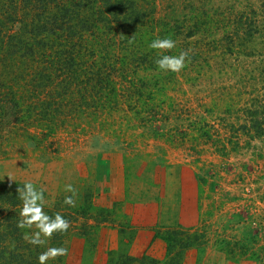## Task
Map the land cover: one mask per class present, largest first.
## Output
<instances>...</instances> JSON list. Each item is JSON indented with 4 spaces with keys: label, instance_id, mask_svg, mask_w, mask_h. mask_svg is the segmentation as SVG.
Here are the masks:
<instances>
[{
    "label": "trees",
    "instance_id": "trees-1",
    "mask_svg": "<svg viewBox=\"0 0 264 264\" xmlns=\"http://www.w3.org/2000/svg\"><path fill=\"white\" fill-rule=\"evenodd\" d=\"M164 4L165 0H0V140L23 141L37 148L48 142L44 150L49 157L54 152L50 139L61 129L80 137L101 131L112 136L135 123L136 128L158 137L173 135V143L178 135L176 143L184 144L186 132L175 124L182 121V104L171 95L177 91L186 95L179 90L182 82L225 81L226 76L233 81L232 89L230 84L226 91L235 95L223 116H233L235 123L222 116L214 119L222 130L229 128L230 135L223 138L212 131L215 123L207 120L213 118L212 108L204 116L184 119L195 133L188 137L189 149L199 155L201 144H211L220 157L227 158L248 150L256 141L264 142V92L263 96L259 93L264 91V61L260 66L251 61L255 56L252 41L260 32L257 11L245 5L240 10L223 6L210 12L203 5L197 22L184 23L177 10L169 16ZM183 10L196 13L191 5ZM157 38L176 42L174 49L165 51L167 55L188 52L180 72L159 69L158 51L164 50L149 47ZM156 122L158 131L150 126ZM161 128L165 129L162 134ZM2 151L0 145V155ZM22 186L0 182V264H39V256L48 249H66L71 235L89 239L99 225L89 229L83 219L90 217L96 224L115 222L111 211L91 214L88 194L81 207L66 204L63 209L44 210L52 218L60 214L69 228L34 245L30 243L33 237L26 235L30 228L18 226L23 206L18 189ZM200 238L179 228L157 231L153 239L165 244L163 263L145 255L111 262L177 264L178 253L197 246ZM171 254L173 258H168ZM63 258H50L46 264H65Z\"/></svg>",
    "mask_w": 264,
    "mask_h": 264
},
{
    "label": "rangeland",
    "instance_id": "rangeland-1",
    "mask_svg": "<svg viewBox=\"0 0 264 264\" xmlns=\"http://www.w3.org/2000/svg\"><path fill=\"white\" fill-rule=\"evenodd\" d=\"M164 5L169 16H175L177 10L184 23L197 22V13L203 10V5H208L210 8L206 10L210 12L223 6H233L236 10L251 6L261 21L260 32L252 41L255 56L251 61H255L254 66L264 61V0H165ZM190 5L196 13L183 10ZM246 66L250 68L249 61ZM223 79L192 85L182 82L179 90L186 95L181 91L171 95L177 96L182 104V121L175 124L180 132H186L184 144L176 143L180 142L178 135L173 143L170 139L173 135L158 137L150 130L136 128L135 123L131 129L121 128L122 131L112 136L101 131L95 136L80 137L69 129H61L50 139L54 152L49 157L44 150L48 142L37 148L23 141L0 140L3 150L0 182L33 183L37 190L43 191V210L63 209L69 196L75 201L71 208L81 207L85 196L91 194V214L107 210L112 212V219L116 217L115 222L99 224L90 217L83 219L89 229L95 225L99 228L89 239L70 236L63 258L65 264H98L99 257L106 255L98 247L100 232H105L103 239L108 248L114 247L115 242L119 244L118 251L107 253L108 264H112L111 259L126 261L128 239L134 241L140 235L146 241L157 231L169 228L201 236L197 246L178 253L177 264H264V142L256 141L248 150L222 158L211 144L204 143L201 153L195 155L187 141L195 133L184 119L204 116L212 108L213 118H207L211 125L215 123L212 131H218L223 138L230 135L229 128L222 130L214 119L222 116L227 122L235 123L233 116H223L228 100L235 95L231 90L226 91L230 84L232 89L233 81L226 76ZM249 99L241 100L235 109ZM164 112L167 113L166 108ZM152 124L158 131L159 122ZM162 130L165 131L161 128L159 133ZM68 185L74 193L66 190ZM159 214L168 222L176 220L170 225L148 227ZM74 218L82 220L80 216ZM121 229L126 230L124 236L120 235ZM37 231L33 226L26 235L33 237ZM41 239L49 240L43 235ZM162 255L161 247H155L153 256ZM168 258H173V254Z\"/></svg>",
    "mask_w": 264,
    "mask_h": 264
},
{
    "label": "clouds",
    "instance_id": "clouds-1",
    "mask_svg": "<svg viewBox=\"0 0 264 264\" xmlns=\"http://www.w3.org/2000/svg\"><path fill=\"white\" fill-rule=\"evenodd\" d=\"M149 47L154 50H164L158 51L159 59L156 60V64L160 70L178 73L186 66V61L189 58L187 51H182L178 56L165 54V51L172 50L176 47V42L171 38L154 39ZM66 190L74 193L71 185H68ZM18 192L23 205L20 211L22 219L18 226L20 228H31L35 225L36 229H38L30 240V243L42 245L44 243V240L41 239L42 235L51 238L54 232L62 233L67 231L69 222L60 214H56L52 218L44 212V195L42 190H37L33 183L26 182L18 189ZM64 202L68 205L75 206V201L71 196L66 197ZM66 252L67 249L50 248L39 256V264H46L50 258L64 255Z\"/></svg>",
    "mask_w": 264,
    "mask_h": 264
},
{
    "label": "crops",
    "instance_id": "crops-1",
    "mask_svg": "<svg viewBox=\"0 0 264 264\" xmlns=\"http://www.w3.org/2000/svg\"><path fill=\"white\" fill-rule=\"evenodd\" d=\"M175 220L176 219H172V221L168 222L169 220H166V219L164 220V218L162 217V214H159L158 217H156L152 223H148L149 224L148 227L152 228L155 226L170 225V224H173ZM104 234H105V232H100V238L101 239H99V243H98L99 246L98 247L100 248L101 251L104 250L106 252V255L104 254V256L99 257V263L98 264H108L109 260H108L107 253L110 254L112 252H116V251H118V247H119V244L115 242L114 247L111 246L108 248V246L106 244H104V239H103ZM139 237H140V235H138L137 237H134L135 238L134 241L131 239H128L129 240L128 244L130 245V249L128 250V253L126 252V256L129 257V255H130L131 257H134V258H140V257L145 255V256L150 257L151 259H154L157 261H159V260L161 261L164 259L163 256L165 257V255H164L165 244H163V242L161 240H158V239L154 240L153 236H152L150 239L145 241V240H141ZM111 243L109 245H111ZM157 246L161 247V250L163 251L162 257L153 256L154 251H155V247H157ZM141 247H142V252L140 253ZM101 253L103 255V252H101ZM165 254H166V251H165ZM109 258L111 259L110 255H109Z\"/></svg>",
    "mask_w": 264,
    "mask_h": 264
}]
</instances>
